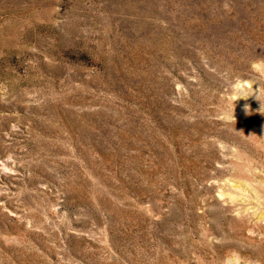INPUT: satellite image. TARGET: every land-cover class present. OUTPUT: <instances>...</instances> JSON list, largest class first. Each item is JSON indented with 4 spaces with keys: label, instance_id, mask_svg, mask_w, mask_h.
I'll list each match as a JSON object with an SVG mask.
<instances>
[{
    "label": "rangeland",
    "instance_id": "obj_1",
    "mask_svg": "<svg viewBox=\"0 0 264 264\" xmlns=\"http://www.w3.org/2000/svg\"><path fill=\"white\" fill-rule=\"evenodd\" d=\"M0 264H264V0H0Z\"/></svg>",
    "mask_w": 264,
    "mask_h": 264
}]
</instances>
